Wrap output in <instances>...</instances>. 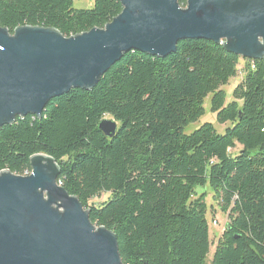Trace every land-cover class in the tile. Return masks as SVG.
Instances as JSON below:
<instances>
[{"label": "trees", "instance_id": "obj_1", "mask_svg": "<svg viewBox=\"0 0 264 264\" xmlns=\"http://www.w3.org/2000/svg\"><path fill=\"white\" fill-rule=\"evenodd\" d=\"M73 1L0 0V28H50L69 38L121 12L116 0H93L91 9ZM237 73L225 104L223 87ZM207 98L216 123L229 127L219 135L205 123L184 134ZM107 117L118 125L111 139L98 131ZM38 154L58 165L57 184L89 222L115 235L122 264H264V61L200 39L178 42L165 59L128 52L93 90H70L39 119L0 128V172L28 176ZM206 186L227 219L211 259L213 208L195 192Z\"/></svg>", "mask_w": 264, "mask_h": 264}, {"label": "water", "instance_id": "obj_2", "mask_svg": "<svg viewBox=\"0 0 264 264\" xmlns=\"http://www.w3.org/2000/svg\"><path fill=\"white\" fill-rule=\"evenodd\" d=\"M121 12L102 29L66 38L57 30L0 28V128L39 119L70 90H93L121 57L157 59L178 42L200 39L248 61H264V0H116ZM118 125L103 119L111 139ZM31 172H0V264H122L115 235L89 222V211L57 184L58 165L43 154Z\"/></svg>", "mask_w": 264, "mask_h": 264}, {"label": "rangeland", "instance_id": "obj_3", "mask_svg": "<svg viewBox=\"0 0 264 264\" xmlns=\"http://www.w3.org/2000/svg\"><path fill=\"white\" fill-rule=\"evenodd\" d=\"M93 6V0H74L73 1V8L75 9H91ZM242 61L240 63V66H242ZM241 81V75L239 73H237V76L235 77V79H232L229 81V84L225 87H223V90L226 94V99H225V104L229 103L232 100L231 97V93L232 90L234 89V87L240 83ZM203 109H204V114L203 116L194 124L189 125L187 128H185L184 130V134H189L191 132H193L194 130L198 129L202 124L208 123L213 125V127L215 128L217 134L222 135L224 133V129L226 127H229V125H219L216 123L215 120V115L210 111V106H209V98L204 100V104H203ZM106 119H110V118H106ZM238 151V148H236V150L234 152ZM232 152V153H234ZM195 192L197 193V195H202L205 194V203L207 204L208 208L211 206V209L206 216V220L208 223V229H209V238L211 239V249H210V255L208 259H211V253L214 250V245L215 242L217 241V239L220 237L222 229L224 228V224L226 223L227 219H226V215L223 214L218 207L216 206V204L211 200V196L212 193L210 191V189L206 186V187H197L195 189ZM108 198L107 195L101 196L97 199L92 200L89 204L92 203H101L103 201H105ZM212 211V212H211ZM212 219H215L217 221V226H212L210 224V221Z\"/></svg>", "mask_w": 264, "mask_h": 264}, {"label": "built area", "instance_id": "obj_4", "mask_svg": "<svg viewBox=\"0 0 264 264\" xmlns=\"http://www.w3.org/2000/svg\"><path fill=\"white\" fill-rule=\"evenodd\" d=\"M211 225L214 226V227L217 226V222H216V220H215V221L212 220V221H211Z\"/></svg>", "mask_w": 264, "mask_h": 264}]
</instances>
